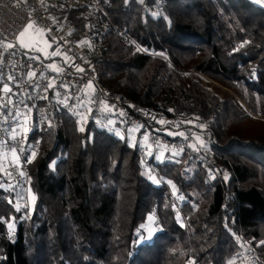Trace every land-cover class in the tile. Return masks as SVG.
<instances>
[{
    "label": "trees",
    "instance_id": "16d2710c",
    "mask_svg": "<svg viewBox=\"0 0 264 264\" xmlns=\"http://www.w3.org/2000/svg\"><path fill=\"white\" fill-rule=\"evenodd\" d=\"M99 3L150 55L110 27L103 51L89 61L95 78L131 104L172 116L191 113L217 137L210 147L214 162L203 167L186 148L162 151L178 159L160 163L153 159L158 150L147 157L160 181L154 184L139 159L144 129L137 127L133 146L96 127L95 119L83 124L80 116L61 113L55 126L27 135L24 150L37 143L25 163L27 192L36 197L31 209L23 202L22 173L11 174L3 158L0 264H187L190 258L230 264L250 249L248 241L257 264H264V6L251 0ZM77 12L64 11L73 20ZM148 215L157 232L136 245Z\"/></svg>",
    "mask_w": 264,
    "mask_h": 264
},
{
    "label": "built area",
    "instance_id": "2783aa9c",
    "mask_svg": "<svg viewBox=\"0 0 264 264\" xmlns=\"http://www.w3.org/2000/svg\"><path fill=\"white\" fill-rule=\"evenodd\" d=\"M70 7L78 10L76 20L64 13ZM149 11L150 7L142 6L143 13ZM111 20L99 0H0V144L1 151L9 153L15 149L17 166H10V172L22 173L25 201L30 183L25 163L37 148L33 142L25 153L27 135L45 125L55 126L61 113L82 114L89 120L109 114L124 124L144 129L147 139L141 143L139 159L144 161L146 173L154 171L147 157L158 150L181 153L187 148L203 167L214 162L210 147L217 144V137L211 129L192 120L191 113L172 116L158 108L131 104L127 97L106 92L95 78L89 61L103 51L102 35L110 27L125 36L134 49L150 55ZM77 21H81L79 27ZM33 23L43 28L47 39L57 46V53L48 59L18 43L19 35ZM80 44H85L86 54ZM89 82L91 88L86 87ZM50 83L52 87L46 89ZM45 96L47 99L41 98ZM26 124L24 133L21 127ZM257 258V252L250 248L230 264H257Z\"/></svg>",
    "mask_w": 264,
    "mask_h": 264
},
{
    "label": "rangeland",
    "instance_id": "374dc122",
    "mask_svg": "<svg viewBox=\"0 0 264 264\" xmlns=\"http://www.w3.org/2000/svg\"><path fill=\"white\" fill-rule=\"evenodd\" d=\"M251 2L256 4L257 6H261V7L264 6V3L257 4L256 0H251ZM151 13L154 16H157V12L155 10L152 11ZM22 33L23 34L22 35L20 34L19 37L17 38L18 43L22 48L32 49L36 51L37 53L41 54V56L45 57L46 59L52 57L54 54L57 53L56 52L58 50L57 46H55L54 42H51L49 39H47L45 30L43 28L37 27V25L33 23L31 28L26 27ZM29 120L27 122H29ZM80 120H81V123L83 124L87 122V120H85V117H82ZM94 123L96 127L104 128V130H106L107 133H111V134L113 133L119 139H122L121 137H123L122 140H126L129 143V145L135 144L136 134H137L136 131L139 130L137 127H131V126L123 127L118 124L117 119H114L113 116L108 117L105 120L100 119V118L95 119ZM27 129H28V125L25 126V128H23L24 133L27 132ZM117 133H119V135ZM161 154L163 155V161L160 163H164L167 161L176 162L178 159L173 152L169 153V155L166 156L162 153V151L155 154V157L153 159H155V161L158 162L156 160V157ZM4 156L7 157L9 160V162L7 163V166L10 171V166H17V155L14 152L8 153L5 151H1V144H0V168L4 174H7V171H6L7 168L3 164ZM153 182L154 184H156L155 181ZM15 184H17V181H8L9 186H14ZM32 196L33 195H31V193L28 191L27 201L25 200L23 201L25 202L24 204L27 205L29 209H31L32 207L31 204L33 203ZM16 204H18V201L15 203V205ZM26 217L27 215L24 218ZM177 218H179V216ZM9 225H11V227ZM154 226H155L154 215H148L146 221L144 222V225H142L141 227H138L137 229V233L138 234L140 233V238L135 241L136 245L152 240V237L157 232V228H155ZM8 228L9 230L14 231L15 224L13 221L8 222ZM248 244H250V246L252 247L251 242L248 241ZM187 264H193L191 258L187 261Z\"/></svg>",
    "mask_w": 264,
    "mask_h": 264
},
{
    "label": "snow or ice",
    "instance_id": "6c2138e0",
    "mask_svg": "<svg viewBox=\"0 0 264 264\" xmlns=\"http://www.w3.org/2000/svg\"><path fill=\"white\" fill-rule=\"evenodd\" d=\"M126 2H127V0H126ZM256 3L257 4H261V3H264V0H256ZM27 27L28 28H31L32 27V24H28L27 25ZM23 33H21V35H22ZM53 40H55V37H53L52 38ZM9 47H11V45H9ZM35 59H39V57H36ZM57 71H59V69H56ZM78 70L79 71H83V69L82 68H78ZM32 75H34V73H32ZM9 79H11V77H9ZM50 87H52V84L50 83V84H48V85H46V89L47 88H50ZM87 88H91L92 87V85H91V82H89V84L86 86ZM45 89V90H46ZM4 91H8V89L7 88H5L4 89ZM42 99H47V97L45 96V97H41ZM169 111H172L171 109H169ZM81 115V118H82V114H80ZM154 118V117H153ZM155 119V118H154ZM17 123H19V121H17ZM160 123H164V121L163 120H161L160 121ZM201 127H203V125H201ZM80 131H84V129H83V127H80V129H79ZM118 135H119V133H117ZM183 135V134H182ZM122 139H123V137H121ZM145 139H147V136H145L144 137ZM12 139H16L14 136L12 137ZM201 144H202V146H204L203 145V142H201ZM133 146H135V145H133ZM13 150V152H15V149L13 148L12 149ZM23 150V149H22ZM32 156L34 157L35 156V153L33 152L32 153ZM156 160L158 161V162H162L163 161V155L161 154V155H159V156H157L156 157ZM30 162V161H29ZM146 175H148V178L150 179V180H153V181H155L156 183H159L160 181H158L157 179H156V177L155 176H153V175H151L150 173H146ZM227 177H225V179H226ZM167 183H169V184H172V181L171 180H168L167 181ZM173 189H175V185H173ZM35 196L33 195L32 196V199H33V201L35 200ZM180 199H183V197H180ZM16 210L17 211H20V206H19V204H17V206H16ZM10 227H11V225H9ZM140 237L138 236V239H139ZM262 243H264V242H262Z\"/></svg>",
    "mask_w": 264,
    "mask_h": 264
}]
</instances>
